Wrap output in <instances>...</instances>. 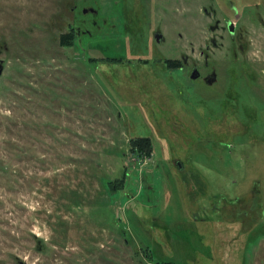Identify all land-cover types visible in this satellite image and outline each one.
Wrapping results in <instances>:
<instances>
[{
	"label": "rangeland",
	"instance_id": "obj_1",
	"mask_svg": "<svg viewBox=\"0 0 264 264\" xmlns=\"http://www.w3.org/2000/svg\"><path fill=\"white\" fill-rule=\"evenodd\" d=\"M204 3L0 0V264H264V28L231 81Z\"/></svg>",
	"mask_w": 264,
	"mask_h": 264
},
{
	"label": "flooded vegetation",
	"instance_id": "obj_2",
	"mask_svg": "<svg viewBox=\"0 0 264 264\" xmlns=\"http://www.w3.org/2000/svg\"><path fill=\"white\" fill-rule=\"evenodd\" d=\"M204 1L205 3L201 7L202 12L205 14L206 17L212 19V21L209 20L208 22V28L214 32L219 30L220 38H224L225 35V37L230 41L231 45L232 46L235 45L234 49L233 47L230 48L232 56L224 60V73L231 75L232 77L231 81H235L240 76L243 79L247 78L248 76H250V74L247 75V71L243 70L240 62H236V60L240 61L238 57L239 52L241 55L245 53L247 50V46L249 45V41L245 39L246 38L245 35L247 34V29L255 25H259L262 28H264V0H204ZM82 8H84L83 12L95 11L91 6H83ZM138 12L139 13L141 12L140 7L138 8ZM82 19L83 18H80L81 21H83ZM156 32L159 31L157 30L151 31V35L154 40H155L154 33ZM78 33L79 32H76V34ZM215 38L216 37L214 36H211L209 38L213 46L217 44L218 45L222 44V42L219 41L217 42ZM205 48L206 50H208L209 48V45L206 43H205ZM203 56H204L203 57L204 60L200 65L194 62H188L186 57H183L181 65L176 64V65H170L168 67L182 68L186 66L187 67L186 70L188 71L187 74L189 75V77L191 71L193 69H196L195 71V74H197L196 77L195 78L190 77V78L193 80H199L206 86L214 87L218 83L219 77L221 76L220 74L223 71L217 69L218 65L216 67V63H213L209 59L207 51L204 52ZM166 59L172 61L177 60L174 58H166ZM234 65L236 66L235 68H233ZM239 65L241 66V68ZM228 67H232L233 69L229 70ZM242 88H245V86H240L237 89H235L233 86H226L225 89L223 90L225 98L232 99V102L236 100L237 97L239 99V95L242 93ZM233 122L235 124V121ZM177 165L179 166L178 163Z\"/></svg>",
	"mask_w": 264,
	"mask_h": 264
},
{
	"label": "trees",
	"instance_id": "obj_3",
	"mask_svg": "<svg viewBox=\"0 0 264 264\" xmlns=\"http://www.w3.org/2000/svg\"><path fill=\"white\" fill-rule=\"evenodd\" d=\"M74 35L72 33H63L60 36V42L63 45H70L72 44V40H73ZM121 61V60H118ZM145 62V61H144ZM176 61H172V63H175ZM232 101V99H230ZM230 121L233 122L235 121V124H240V121L235 118V115L231 116ZM234 123V122H233ZM151 142L150 139L148 137H135V138H131L129 139V145L131 147V149L137 150L138 152H142L143 154H147L149 155L151 153ZM125 173V172H123ZM113 183V182H111ZM164 263H168V262H160L158 261V264H164Z\"/></svg>",
	"mask_w": 264,
	"mask_h": 264
},
{
	"label": "water",
	"instance_id": "obj_4",
	"mask_svg": "<svg viewBox=\"0 0 264 264\" xmlns=\"http://www.w3.org/2000/svg\"><path fill=\"white\" fill-rule=\"evenodd\" d=\"M154 37H155V40L157 42H159L161 40L162 34L160 32H156V33H154ZM1 71H2V65H1V62H0V73H1ZM195 71H196V69H193L191 71V73H190V77L191 78H195L196 77L197 74H195Z\"/></svg>",
	"mask_w": 264,
	"mask_h": 264
}]
</instances>
